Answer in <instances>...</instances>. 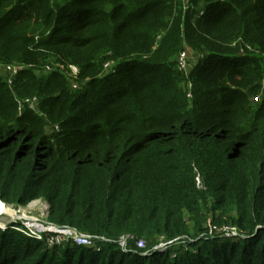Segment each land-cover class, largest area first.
Returning <instances> with one entry per match:
<instances>
[{
  "label": "trees",
  "instance_id": "16d2710c",
  "mask_svg": "<svg viewBox=\"0 0 264 264\" xmlns=\"http://www.w3.org/2000/svg\"><path fill=\"white\" fill-rule=\"evenodd\" d=\"M0 63L1 201L100 247L17 222L0 264H264V0H0Z\"/></svg>",
  "mask_w": 264,
  "mask_h": 264
},
{
  "label": "rangeland",
  "instance_id": "374dc122",
  "mask_svg": "<svg viewBox=\"0 0 264 264\" xmlns=\"http://www.w3.org/2000/svg\"><path fill=\"white\" fill-rule=\"evenodd\" d=\"M189 0H185V4H188ZM185 50L181 52V55L179 59L181 58L182 54H185V66L183 67L180 62H178V69L182 72H185L187 74L188 69L191 70L197 63H198V57L199 55L196 54L194 49H192L190 46H185ZM18 63V62H17ZM16 64V63H15ZM23 68H25L23 66ZM63 69L66 70L68 76V79H71L70 76L77 73V71L70 66L64 65L60 60H58V57H50L47 62H45L42 66V70H36L37 75H47L53 73L56 69ZM15 69V68H14ZM14 69H11L9 66H6L4 64L0 63V75L4 77V79L7 81V83L13 87L14 83L13 80L15 79V73ZM17 70L20 69V67L16 68ZM75 70V71H74ZM105 76V75H102ZM14 77V79H13ZM67 79V78H66ZM79 80V79H78ZM70 83V80H68ZM73 83V81H71ZM85 81L83 83H80V88H83ZM228 84L233 86L234 84L231 81H227ZM233 84V85H232ZM263 88L258 91L254 97L253 101L259 102L257 100H260L263 96L262 92L264 91V80L262 81ZM73 91H78L74 89ZM191 96V94H188ZM37 97V96H34ZM258 98V99H256ZM34 101V100H33ZM27 100L22 101L20 103L21 111L28 106ZM40 103V98L37 97V99L34 101V107L37 106ZM53 125L49 126L51 129ZM2 202V201H1ZM4 204V202H2ZM3 205L0 203V221L5 224V226L2 225L3 228L6 226H9L12 223L19 222L23 226H26L27 228L31 229L32 231H35L38 234H41L40 236L42 239H46L49 243V246L58 245L62 243H68L73 241L75 244L79 245L75 240L72 239V237L67 233L64 232L65 230H61L58 228H55V226H51L48 223V214H49V205L44 199H37L33 200L27 205H20V206H13V205H7V209L2 207ZM5 211V212H4ZM21 231V230H20ZM28 234L26 235H32L31 232L27 229ZM220 235H228L226 232L223 231ZM179 245V244H178ZM91 248H94L95 250H100V247L96 245L93 242V245H88ZM121 247H125V243L121 242ZM187 250V248H182L181 251ZM178 253H174L173 257L177 255Z\"/></svg>",
  "mask_w": 264,
  "mask_h": 264
},
{
  "label": "built area",
  "instance_id": "2783aa9c",
  "mask_svg": "<svg viewBox=\"0 0 264 264\" xmlns=\"http://www.w3.org/2000/svg\"><path fill=\"white\" fill-rule=\"evenodd\" d=\"M187 7V6H186ZM203 11V10H202ZM202 13V12H201ZM181 55V54H180ZM180 55H179V57H180ZM179 57H178V62H180V64L184 67L185 66V54H182V56H181V58L179 59ZM2 64V63H1ZM4 65H6V66H9L11 69H14V73L16 74L17 72H18V70L16 69L17 67H19L18 65H15V64H4ZM70 67H73L76 71H77V73H75L74 75H72V76H70L71 77V79H69L70 80V84H71V86H72V88H74V89H79L81 86H80V83H83V81L80 79V76H79V72H80V69H79V67L78 66H76V65H69ZM74 70V71H75ZM55 71H59V72H62V73H64L66 76H67V78H68V74H67V72H66V70H63V69H56ZM115 72V64H114V62H107V63H105V65H104V70H103V72L101 73V75H108V74H110V73H114ZM15 77V76H14ZM13 77V78H14ZM79 79V80H78ZM71 81H73V83L71 82ZM37 98L36 97H34V98H29V99H26L27 100V102H29L28 103V105L31 107V108H33V109H36L37 107H38V105L37 106H35L34 107V101L36 100ZM256 99H258V98H256ZM25 100V101H26ZM34 100V101H33ZM24 101V100H23ZM22 102V101H21ZM20 102V103H21ZM20 103H19V113L21 114L22 113V111H21V108H20ZM57 129H58V127H57ZM4 205H6L5 203H4ZM18 222V221H17ZM17 222H15V223H17ZM15 223H13V224H15ZM1 226V225H0ZM51 226H54V225H51ZM27 228V227H26ZM55 228H58V229H61V230H65L64 232H67L71 237H72V239L73 240H75L78 244H84V245H90V244H92L93 245V241L87 236V235H85V234H82V233H79V232H77L76 230H73V229H70V228H60V227H57V226H55ZM30 232H31V234L32 235H36L38 238H42L40 235L41 234H38V233H36L35 231H32L31 229H29V227L27 228ZM224 232H226L228 235L230 234V233H232L233 235H236V234H238L235 230H231V229H229V228H226V229H224L223 230ZM26 233L28 234L29 232H27L26 231ZM228 235H226V236H228ZM124 243V242H123Z\"/></svg>",
  "mask_w": 264,
  "mask_h": 264
},
{
  "label": "bare ground",
  "instance_id": "6f19581e",
  "mask_svg": "<svg viewBox=\"0 0 264 264\" xmlns=\"http://www.w3.org/2000/svg\"><path fill=\"white\" fill-rule=\"evenodd\" d=\"M0 203L3 205L2 207L3 208H5V209H7V205H4L1 201H0ZM5 212V211H4ZM0 216H1V213H0ZM0 225L2 226H5V224H3L1 221H0Z\"/></svg>",
  "mask_w": 264,
  "mask_h": 264
},
{
  "label": "water",
  "instance_id": "95a60500",
  "mask_svg": "<svg viewBox=\"0 0 264 264\" xmlns=\"http://www.w3.org/2000/svg\"><path fill=\"white\" fill-rule=\"evenodd\" d=\"M0 201H1V199H0Z\"/></svg>",
  "mask_w": 264,
  "mask_h": 264
}]
</instances>
